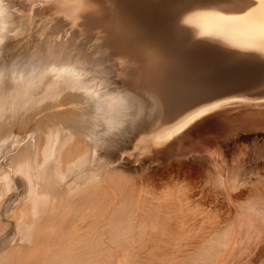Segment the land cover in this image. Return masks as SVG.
Listing matches in <instances>:
<instances>
[{
    "label": "bare ground",
    "instance_id": "1",
    "mask_svg": "<svg viewBox=\"0 0 264 264\" xmlns=\"http://www.w3.org/2000/svg\"><path fill=\"white\" fill-rule=\"evenodd\" d=\"M175 25L264 72V0H0V264H264V90L203 64L178 105Z\"/></svg>",
    "mask_w": 264,
    "mask_h": 264
},
{
    "label": "rangeland",
    "instance_id": "2",
    "mask_svg": "<svg viewBox=\"0 0 264 264\" xmlns=\"http://www.w3.org/2000/svg\"><path fill=\"white\" fill-rule=\"evenodd\" d=\"M176 6V7H175ZM174 7L175 8H172V10H173V12H175V9L177 8V5H174ZM149 8H151V7H149ZM147 9V8H146ZM163 9V8H162ZM171 11V10H170ZM172 12V11H171ZM255 12H257V10L255 11ZM166 13V12H165ZM176 13V12H175ZM251 14V13H250ZM254 14V13H253ZM253 14L252 15H250V16H252V17H254L253 16ZM176 16H177V13H176ZM250 16H248V17H250ZM246 19H244V18H241V19H231V20H228V21H224L225 23H224V26H228L229 28H231L232 29V27H235V26H238L240 29H242L243 28V26H248L249 25V23H248V21L250 20V18H248L246 21H245ZM223 21V20H222ZM245 21V22H244ZM220 24H222V22L220 23ZM185 26L187 27V28H189V29H193V30H197L198 31V27H196V25H195V23H192L191 21L190 22H185ZM217 26H219V25H217ZM162 27H164V25L162 26ZM174 28V26L173 27H170L169 29L170 30H166L167 32L165 33V34H167V36H165V34H163V38H162V41L160 40V39H158L157 41L155 40V42L157 43L158 41H160V42H158V44L159 43H161L162 42V50L165 52L166 50V52H165V58H167L168 59V61H170L171 62V69L172 70H169L168 69V71L166 72V76L164 77L165 79L166 78H168L169 80H167L166 79V82H165V86H163V88H170L171 89V94H172V96L174 95V97H176V98H179L178 99V105H181V104H183L184 103V101H188L189 99H194V98H198V99H203V98H207V97H210V96H212V95H214V93H211V94H209V95H207L206 93H203V91H199L200 89L198 88L200 85H202L203 83H205V82H203V80L205 81L206 79H207V76H208V74L206 73L207 71H205L206 69H209L210 70V65L213 63V65L214 66H216L217 65V68H215V67H213V70H211V71H213V72H215V70L216 69H218V71L216 70V72L218 73V72H220V68H218V67H221V73H223V71H224V73L226 74L225 76L226 77H228V76H232L233 77V75H235L236 76V74H237V76H243V78H245V79H247V80H245V79H241V81H240V79H238L239 81V83H250V82H255L251 87L252 88H250V89H248V90H246L245 92H248V93H255V94H257V93H260L262 90H264V74L262 75V73H264L263 71H262V69L260 68H257V67H251V65L248 63V65L249 66H247V64L245 65L244 64V67L246 66V68H245V70H244V68H243V66L241 67L240 66V68H239V66H236L235 68H231V66L230 67H224V66H222V64H220V62L218 63V62H210L209 63V61L208 60H206V61H208V63H209V65H208V63L205 61L204 62V60H202V59H199V60H195V57H194V60H192V58H190L189 59V57L191 56V54L190 53H188V51L186 50L187 48L184 46V45H186V44H184V42L180 39V37H178V34H177V27H176V25H175V28ZM174 30H175V38H174V34L172 33V32H174ZM243 30H245V29H243ZM250 30L251 31H249V32H243L242 30H235V32H234V35L232 36L233 38H236V40L237 41H239V42H241V43H244L245 45L249 42V41H253V40H261V41H263L264 42V33L262 32V31H260V32H257V30L254 28V27H251L250 28ZM177 34V35H176ZM172 35V36H171ZM162 37V36H161ZM170 37V38H169ZM173 37V38H172ZM231 37V38H232ZM168 38V39H167ZM177 38V41L181 44V48L182 49H180V45H179V43L178 42H176V39ZM199 38H202V39H204V40H207V42L208 43H210V44H216V45H219V46H221L222 48H225V49H227L228 51H230V52H234V53H239V54H255L257 51H256V49H254V48H252V46H249V47H246V46H240V45H235V44H227V43H225L221 38H220V36L218 35V33L217 32H212V33H206V34H200L199 35ZM167 40V41H166ZM169 40V41H168ZM171 40H173V42L171 41ZM84 41V38H82V39H79V42H78V44H82V42ZM154 41V40H153ZM165 42V44H166V42L168 43L167 44V46L168 47H166L165 48V44H164V42ZM171 41V42H170ZM85 42V41H84ZM176 42V44H177V46L176 47H178V48H176L175 47V43ZM172 44V45H171ZM182 44H183V46H182ZM160 45V44H159ZM164 45V46H163ZM169 45H171L170 47H169ZM90 45H87L86 47H89ZM168 48V49H167ZM174 48H176V49H174ZM186 48V49H185ZM183 49H185L186 51H184ZM168 52V53H167ZM185 54V56L183 57L184 58V61H185V58H186V56H188L186 59L188 60V62L190 63H188V62H184L183 61V58H180L181 56H183V53ZM186 52V53H185ZM182 54V55H181ZM186 54H188V55H186ZM172 56V57H168V56ZM180 58V59H179ZM177 60H178V62H179V64H178V66L176 65L177 64ZM180 60H182V61H180ZM190 60H192V61H190ZM200 60H202L203 62H202V65H201V61ZM196 61V62H195ZM199 62V64L200 65H197L198 64V62ZM173 62H174V64H173ZM181 62H183L182 63V65H181ZM196 63V65L197 66H194V64L193 63ZM207 63V64H206ZM192 64V66H190ZM206 66V69H205V67H204V65ZM216 64V65H215ZM220 66H219V65ZM176 65V66H175ZM184 65V66H183ZM207 65H208V67H207ZM175 66V67H174ZM190 66V67H189ZM194 66V67H193ZM178 67H180L179 68V70H180V72H178L179 70H178ZM183 69H182V68ZM192 67L193 68H195V69H193V71H192ZM197 67V68H196ZM202 67H203V70L205 71V73H206V75H205V73L203 72V70H202ZM223 67H224V69H223ZM251 67V68H250ZM174 68V69H173ZM237 68H238V70H239V72L237 71ZM243 68V69H242ZM248 68V69H247ZM249 68L251 69V70H254V71H256V69H258V73H256L255 74V72L253 71H249ZM253 68V69H252ZM254 68H256V69H254ZM196 69H197V71H196ZM199 69H201L202 71L201 72H203L202 74H199V72L200 71H198ZM234 69H236V71L234 70ZM174 70V71H173ZM178 70V71H177ZM186 72H185V71ZM230 70H232V71H230ZM243 72H242V71ZM248 70V71H247ZM260 70V71H259ZM176 71V72H175ZM192 71V73L195 75V76H193V74H192V76H191V74L189 73V72H191ZM195 71V72H194ZM211 71H209L208 73L210 74V76H211ZM230 73H229V72ZM234 71V73H231V72H233ZM246 71V72H245ZM173 74H172V73ZM183 72V74H181ZM188 72V73H187ZM197 72V73H196ZM200 72V73H201ZM215 72V73H216ZM229 74H228V73ZM248 72V73H247ZM251 74H250V73ZM168 73V74H167ZM240 73H242V74H240ZM246 75H245V74ZM253 73V74H252ZM170 74V75H169ZM174 75V76H172V75ZM186 74V78L184 77V75ZM188 74V75H187ZM218 74H220V73H218ZM257 75V77L259 78H255L254 79V77H256L255 75ZM177 75H178V78H177ZM180 75V76H179ZM200 75H202L201 76V78H200ZM247 75H251V76H253L252 77V80H250L251 79V77H249V76H247ZM172 77V79H171V77ZM188 76V77H187ZM197 76V77H196ZM206 76V77H205ZM219 76V75H218ZM174 77V78H173ZM181 77V78H180ZM204 77V78H203ZM189 78V79H188ZM193 79V81H194V79H197V80H195L194 82L191 80V79ZM198 78H200V79H198ZM206 78V79H205ZM180 79H182V80H180ZM186 79V80H185ZM190 80L188 83H190L191 81L193 82V84L196 86V88H198L197 90L195 89L194 90V88H195V86H193V84H192V82L190 83L191 84V87H190V85L189 84H187V81L188 80ZM203 79V80H202ZM253 79H254V81H253ZM258 80L257 82L255 81V80ZM175 80H176V82H175ZM180 80V81H179ZM202 81V82H199V84H198V81ZM249 80V81H248ZM170 81H172V82H170ZM175 83H174V82ZM182 81H184V83L182 82ZM185 81H186V84H185ZM247 81V82H246ZM182 82V83H181ZM197 82V83H196ZM257 83V84H256ZM263 83V84H262ZM168 84V85H167ZM178 84H179V86H178ZM185 84V85H184ZM258 84L260 85V86H258ZM262 84V85H261ZM204 85V84H203ZM176 86H177V89H176ZM174 88V89H173ZM182 88V89H181ZM192 90H194V91H192ZM263 88V89H262ZM173 89V90H172ZM176 89V91H174ZM253 89V90H252ZM181 90H183V91H181ZM179 91V92H178ZM196 91V92H195ZM191 92V93H190ZM193 92V93H192ZM195 92V93H194ZM198 92V93H197ZM183 93H185V94H183ZM199 94V95H198ZM145 95V94H144ZM181 97V98H180ZM251 97V96H250ZM147 99H149V97H148V95H147ZM147 112L149 113L150 112V114H151V108L150 109H147ZM153 113V112H152Z\"/></svg>",
    "mask_w": 264,
    "mask_h": 264
},
{
    "label": "water",
    "instance_id": "3",
    "mask_svg": "<svg viewBox=\"0 0 264 264\" xmlns=\"http://www.w3.org/2000/svg\"><path fill=\"white\" fill-rule=\"evenodd\" d=\"M190 6L187 5H177V8L175 9L177 16H178V21L179 19H181V15L186 12L189 11ZM179 24V22H178ZM177 27V34L178 36L183 39L182 41L184 42L185 47L187 48L188 53H190L191 55H193V57H195L196 59H204V60H208V61H212V62H220V64H222V66H226V67H233V66H244V64H248L251 63L250 65L252 67H258V68H262L261 64L256 62V61H245V60H241V59H237L235 57L231 56V52L228 51L225 48L219 47V46H212L209 44H203V43H198V42H194L188 38H185L183 36V33L181 32V29L179 27V25H176ZM185 48V49H186ZM201 61V60H200Z\"/></svg>",
    "mask_w": 264,
    "mask_h": 264
},
{
    "label": "snow or ice",
    "instance_id": "4",
    "mask_svg": "<svg viewBox=\"0 0 264 264\" xmlns=\"http://www.w3.org/2000/svg\"><path fill=\"white\" fill-rule=\"evenodd\" d=\"M216 105H215V102L213 101H209L207 102V104L203 107V109L201 110V115H204V114H210L211 113V110L212 108H214Z\"/></svg>",
    "mask_w": 264,
    "mask_h": 264
}]
</instances>
